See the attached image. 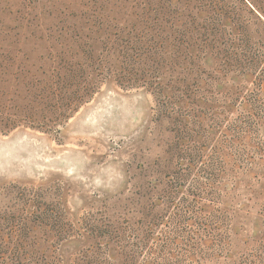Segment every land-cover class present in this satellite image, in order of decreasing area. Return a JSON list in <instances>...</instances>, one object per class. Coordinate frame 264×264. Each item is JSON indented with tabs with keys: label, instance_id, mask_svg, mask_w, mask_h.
Returning a JSON list of instances; mask_svg holds the SVG:
<instances>
[{
	"label": "rangeland",
	"instance_id": "1",
	"mask_svg": "<svg viewBox=\"0 0 264 264\" xmlns=\"http://www.w3.org/2000/svg\"><path fill=\"white\" fill-rule=\"evenodd\" d=\"M232 53L259 59L264 81V0H0V264H100L118 242L103 233L147 214L168 232L197 203V257L251 253L264 93L257 77L227 82ZM61 85L83 102L57 118ZM214 164L233 167L231 206L208 192ZM213 207L236 223L216 250Z\"/></svg>",
	"mask_w": 264,
	"mask_h": 264
},
{
	"label": "trees",
	"instance_id": "2",
	"mask_svg": "<svg viewBox=\"0 0 264 264\" xmlns=\"http://www.w3.org/2000/svg\"><path fill=\"white\" fill-rule=\"evenodd\" d=\"M126 54L127 51L124 52V58ZM234 56L235 54L230 55L228 62H230L229 60H232L236 63L233 64V67H235L236 70L231 71L230 77L226 75L228 77L227 82H231L232 80L246 82L248 78L257 77L256 80H258L260 94H263L264 81L260 78L258 71L260 68V60L249 57L246 54L237 57ZM165 71L166 70H161L160 73L159 71L156 73L163 77L166 73ZM60 87V93H63L62 99L58 102L56 101L51 108V114H54L57 118L61 112L67 113L68 110L71 113L76 112L83 102V100L80 101L81 103H78L77 101L79 97H81L80 91L78 90L80 88H74L68 85H61ZM70 106H72L71 109H69ZM63 116L65 119L67 118L66 114ZM225 164L227 166L230 165L227 162ZM232 168L233 167H222V164H214L211 165L210 172H208V192L213 194L212 197H214V194L216 196L223 195V198L227 199L229 206L232 205L234 202L233 199L237 196L236 191L238 190L239 185L238 182L235 183L232 179H228L229 175L235 173ZM221 175H223V179ZM239 204L241 207L244 206L243 203ZM198 205L199 203L192 207V211L189 213V218L186 219L188 216H185V213L179 215L178 223H176L177 225L168 232L163 230L159 231L160 222L158 217L147 214L143 219V225L137 230L131 231L130 233L120 232L118 230L103 233L108 235L114 233L112 237L117 238L118 242L109 250L106 249L105 257L103 259L100 258V264H264V197L260 202L256 215H253L250 210L245 211L243 209L245 218L243 226H248V222H250L249 220L254 217V227L258 233L256 239H251V253H248L244 258L239 259V262H236L237 260L235 259H226L228 257H226L225 260L223 259V261H220L217 257L206 259V253L204 252L197 257L198 251L201 253L200 248L203 245L202 242L208 230V219L206 220V215H204L202 211H199ZM234 208L235 206L233 205L232 209ZM214 212L215 210L213 207L211 215V221L213 224L210 227L214 233L212 236L213 238L211 239L213 249L217 245L216 238L220 232V228L222 227L225 233H229L232 231V227L236 225L233 215L234 212L227 211L226 215H223L221 221V217ZM181 238H186L185 240H188V243H182L180 241ZM203 246H205V244ZM177 248L184 249V251L187 252L186 257L183 259L178 258L175 253ZM192 251L195 253L193 254ZM227 254H229V250Z\"/></svg>",
	"mask_w": 264,
	"mask_h": 264
}]
</instances>
